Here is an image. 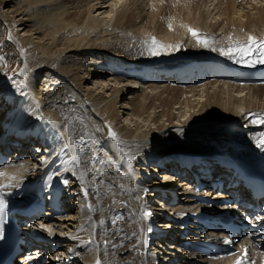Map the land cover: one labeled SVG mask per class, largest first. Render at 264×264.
<instances>
[{
    "label": "bare ground",
    "instance_id": "bare-ground-1",
    "mask_svg": "<svg viewBox=\"0 0 264 264\" xmlns=\"http://www.w3.org/2000/svg\"><path fill=\"white\" fill-rule=\"evenodd\" d=\"M242 2L0 0L7 8L0 13L4 40L25 60L22 82L0 92V118L12 120L0 132L18 123L11 139L0 134V143L22 151L19 164L0 168V191L21 206L46 193L48 183L59 186L67 214L37 219L27 231L40 240L33 245L60 264H203L180 250L175 262L166 239L150 250L156 224L144 204L170 183L173 156L182 151L215 154L239 144L264 152L257 147L264 124L253 122L264 117V86L179 88L123 75L146 61L181 63L229 49L233 55L250 36L264 40V0ZM180 89L190 98L181 101ZM122 100L129 101L127 123L117 109ZM51 241L62 242L61 256L53 255Z\"/></svg>",
    "mask_w": 264,
    "mask_h": 264
},
{
    "label": "rangeland",
    "instance_id": "rangeland-1",
    "mask_svg": "<svg viewBox=\"0 0 264 264\" xmlns=\"http://www.w3.org/2000/svg\"><path fill=\"white\" fill-rule=\"evenodd\" d=\"M170 1L173 2L174 0H170ZM237 4L241 5V4H244V2H241V0H237ZM223 6L224 5L221 4V8ZM248 6H249V4L246 5V7H248ZM3 7H4L3 5L2 6L0 5V13L6 12V10H7V8H3ZM244 9L247 10L248 8H244ZM237 13H240V10H239V12L237 11ZM166 24H167V22L164 23V26ZM152 25L153 24H151V26ZM6 33H7L6 25H5V23H2V21L0 20V57L3 58V59H0V80L2 82H4V84L1 85L0 92H3V93L10 92L11 88H13V86L16 83H18V81L22 82L23 75H24L23 64L25 63V60H23V57L21 55H19L18 53H16L14 48L7 46V42H6V40H4L5 37H6L5 36ZM4 43H6V44H4ZM103 74H105L107 76L106 71H104ZM161 86H164V85H161ZM95 87L96 86L94 85V88ZM199 88H201V87H199ZM209 90L211 91V89H209ZM148 91H149V89H148ZM169 92L170 93H173V92L175 93V92H178V91H164L163 96H166V94H168ZM179 93H180V100L181 101L184 100V99H187L191 95L190 93H188V92H186L184 90L179 91ZM191 98H192L191 100L197 99V97L196 98L195 97H191ZM200 100H203V99H200ZM128 103H129L128 100L125 101V102L122 100L117 105L118 111L123 112L121 120L126 122V123H127V121H126V118H127L126 117L127 116L126 115V113H127L126 108H128V105H129ZM263 103H264V101H262V100L259 101V104H263ZM257 105H258V103H257ZM175 106L171 107V108L167 107L166 109L168 111H172V110L174 111ZM127 114H129V113H127ZM128 119H129V117H128ZM154 174H156V173H154Z\"/></svg>",
    "mask_w": 264,
    "mask_h": 264
},
{
    "label": "snow or ice",
    "instance_id": "snow-or-ice-1",
    "mask_svg": "<svg viewBox=\"0 0 264 264\" xmlns=\"http://www.w3.org/2000/svg\"><path fill=\"white\" fill-rule=\"evenodd\" d=\"M189 31L191 32L193 37H196L198 39V42L206 44V41L199 40V36L197 32L191 29H189ZM153 44H155V40H153ZM233 51H234L233 49H229L227 52H224L223 50H221V54L228 55L231 58ZM235 51H239L240 53H242V58L243 56L257 53L259 56V62L264 63V40L258 41L256 40L255 37L250 36L248 38V43L243 46H239L237 49H235ZM0 59H3V58L0 57ZM246 63L248 67H252L254 62H246ZM253 122L264 124V117H259ZM110 135L112 136L113 139L116 138L114 133H110ZM257 147L261 148V150L264 151V133L260 134V138L257 142ZM5 208H6V205L4 204L3 200L0 199V221H2ZM146 215L150 216L151 213L147 212ZM228 242L229 241H225V243H228ZM97 264H99V262H97ZM237 264H243V261H237Z\"/></svg>",
    "mask_w": 264,
    "mask_h": 264
}]
</instances>
